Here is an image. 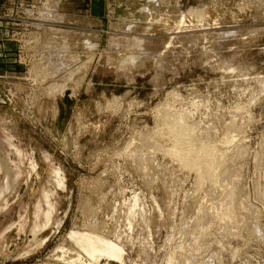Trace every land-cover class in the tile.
<instances>
[{
  "label": "rangeland",
  "instance_id": "1",
  "mask_svg": "<svg viewBox=\"0 0 264 264\" xmlns=\"http://www.w3.org/2000/svg\"><path fill=\"white\" fill-rule=\"evenodd\" d=\"M53 2H0V264H264V0Z\"/></svg>",
  "mask_w": 264,
  "mask_h": 264
},
{
  "label": "bare ground",
  "instance_id": "2",
  "mask_svg": "<svg viewBox=\"0 0 264 264\" xmlns=\"http://www.w3.org/2000/svg\"><path fill=\"white\" fill-rule=\"evenodd\" d=\"M53 1H54L53 6L56 8L59 7V6H57V4H60V3H58L59 0H53ZM57 12H58V10H57ZM57 12H53V15L55 17L60 16L57 14ZM58 19H60V18H58ZM142 42L143 41L141 39H132V41H129L127 43L129 45H134V47H136L138 49L141 47L140 45L142 44ZM110 45L111 46L125 45V47H126V43H124L120 40H117V39H112L110 41ZM66 53H67V51H66ZM141 53H142V51H141ZM72 57L73 56H71V54H68V53L66 55H64V57H63L64 62L63 63L60 62L62 64L60 67H62L63 64H67L65 62H74L77 59V56H74L73 58ZM77 61H79V60H77ZM171 132L174 134L175 138L177 139L176 142L179 144V147L178 146L176 147V152L180 153V150H181L180 145L184 144L185 140L188 141V137L190 136V129L188 128L187 123L184 120L183 115L182 116L179 115V117L175 118ZM200 146L202 148V155L201 156H195V154H192L190 156H186L183 154L182 162L186 166L195 167L197 169V171L198 170L202 171L203 174H206V177H208L209 171H210V166L212 164L220 166L223 162V156L221 154L217 153L215 151V149L212 148V146H208L205 143L200 145ZM208 158H213V161L211 164L204 166L203 159H208ZM205 167H207V168H205ZM59 179H60V177H59ZM60 183H61V181H60ZM78 241L80 242L81 246L87 252H89L92 256H94L95 252L100 251V252H105L106 254H109L113 257L120 258L119 248L111 242H108V241H105L102 239H96L90 235H80V236H78Z\"/></svg>",
  "mask_w": 264,
  "mask_h": 264
},
{
  "label": "crops",
  "instance_id": "3",
  "mask_svg": "<svg viewBox=\"0 0 264 264\" xmlns=\"http://www.w3.org/2000/svg\"><path fill=\"white\" fill-rule=\"evenodd\" d=\"M0 2H1V0H0Z\"/></svg>",
  "mask_w": 264,
  "mask_h": 264
}]
</instances>
